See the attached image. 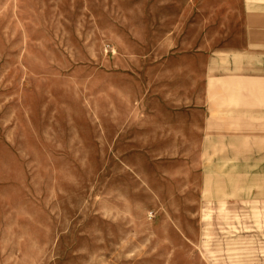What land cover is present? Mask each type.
Segmentation results:
<instances>
[{
  "label": "rangeland",
  "instance_id": "obj_1",
  "mask_svg": "<svg viewBox=\"0 0 264 264\" xmlns=\"http://www.w3.org/2000/svg\"><path fill=\"white\" fill-rule=\"evenodd\" d=\"M264 0H0V264H264ZM226 97V99H224Z\"/></svg>",
  "mask_w": 264,
  "mask_h": 264
},
{
  "label": "crops",
  "instance_id": "obj_2",
  "mask_svg": "<svg viewBox=\"0 0 264 264\" xmlns=\"http://www.w3.org/2000/svg\"><path fill=\"white\" fill-rule=\"evenodd\" d=\"M248 27H249V41L251 49H259L262 43L264 44V18H252L251 16H248ZM226 87L220 88L218 86H215V84H211V93L215 96H221L219 93L226 91V89H230V86L239 88L243 83L251 84L253 86H256L258 90H264V82L261 80L256 79H248L244 81H237L235 79H228L225 82H223ZM226 99V97H224ZM262 100H264L263 97H261Z\"/></svg>",
  "mask_w": 264,
  "mask_h": 264
}]
</instances>
